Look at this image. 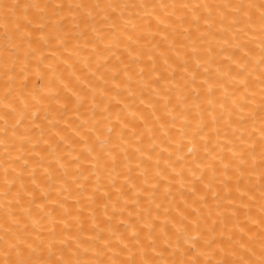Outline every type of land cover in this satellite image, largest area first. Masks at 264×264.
<instances>
[{"label":"bare ground","instance_id":"1","mask_svg":"<svg viewBox=\"0 0 264 264\" xmlns=\"http://www.w3.org/2000/svg\"><path fill=\"white\" fill-rule=\"evenodd\" d=\"M0 264H264V0H0Z\"/></svg>","mask_w":264,"mask_h":264}]
</instances>
